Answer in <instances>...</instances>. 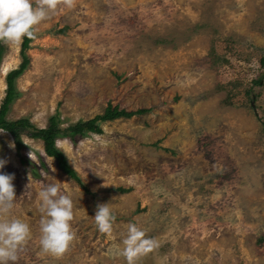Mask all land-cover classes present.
Wrapping results in <instances>:
<instances>
[{
	"label": "rangeland",
	"instance_id": "rangeland-1",
	"mask_svg": "<svg viewBox=\"0 0 264 264\" xmlns=\"http://www.w3.org/2000/svg\"><path fill=\"white\" fill-rule=\"evenodd\" d=\"M34 29L7 119L44 127L56 114L66 126L107 103L149 110L56 139L81 183L40 139L22 134L19 156L0 131L15 192L0 220L30 228L8 264H126L129 223L157 242L135 264H264V0H72ZM21 40L2 41L0 102ZM50 183L72 202L74 237L59 255L39 244ZM99 203L115 214L111 233L96 228Z\"/></svg>",
	"mask_w": 264,
	"mask_h": 264
},
{
	"label": "clouds",
	"instance_id": "clouds-1",
	"mask_svg": "<svg viewBox=\"0 0 264 264\" xmlns=\"http://www.w3.org/2000/svg\"><path fill=\"white\" fill-rule=\"evenodd\" d=\"M72 7V0H0V41L19 42L23 37L34 36V25L54 11L58 4ZM3 131V130H0ZM9 147L14 144L9 142ZM29 157L32 159L30 152ZM7 160L0 158V168ZM13 174L0 171V212H6L14 204ZM40 197V238L39 244L45 252L59 255L73 240L74 233L70 221L73 218L72 202L55 183H50L39 192ZM96 228L101 233H111L114 212L107 203H99L94 213ZM30 237L27 223L18 218L0 220V264L17 260V253ZM123 255L126 264H135L137 258L157 246V242L146 237L144 230L134 223L127 226V234L122 238Z\"/></svg>",
	"mask_w": 264,
	"mask_h": 264
},
{
	"label": "trees",
	"instance_id": "trees-1",
	"mask_svg": "<svg viewBox=\"0 0 264 264\" xmlns=\"http://www.w3.org/2000/svg\"><path fill=\"white\" fill-rule=\"evenodd\" d=\"M31 38L23 37L20 43V55L21 60L17 67L11 68L5 75V95L0 102V129L8 132L14 141L16 152L21 156V147H23L22 134H25L30 138H38L42 141L43 150L47 156H51L55 159V164L58 169L67 174L77 183H81V180L76 171L68 164L63 151L56 146L55 141L57 138H68L74 141L77 136H85L87 133H100V122L110 121L116 118H128L135 114H141L149 110L148 107H139L136 109H125L119 107L116 104L107 103L101 113H97L88 119H78L77 121L70 123L66 126L59 124L57 115H52L49 118V124L44 127H37L32 124L28 118L19 117L13 120L6 118V112L8 105L17 96L18 91L15 88V78L19 76L28 65V56L25 53ZM5 47L2 41H0V61L2 53ZM264 62V56L261 58ZM258 82V79L255 80ZM22 161H26V158L21 157ZM43 168H47L43 161L40 162ZM35 170V168H33ZM35 174H38L36 172ZM124 189V188H120Z\"/></svg>",
	"mask_w": 264,
	"mask_h": 264
}]
</instances>
